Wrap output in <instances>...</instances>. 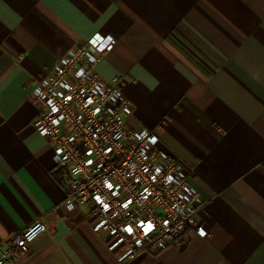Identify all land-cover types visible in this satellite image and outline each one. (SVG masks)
I'll return each instance as SVG.
<instances>
[{
  "label": "crops",
  "instance_id": "crops-1",
  "mask_svg": "<svg viewBox=\"0 0 264 264\" xmlns=\"http://www.w3.org/2000/svg\"><path fill=\"white\" fill-rule=\"evenodd\" d=\"M96 34L117 41L98 74L206 201V237L127 260L65 208L33 89ZM36 220L22 264H264V0H0V243Z\"/></svg>",
  "mask_w": 264,
  "mask_h": 264
},
{
  "label": "built area",
  "instance_id": "built-area-1",
  "mask_svg": "<svg viewBox=\"0 0 264 264\" xmlns=\"http://www.w3.org/2000/svg\"><path fill=\"white\" fill-rule=\"evenodd\" d=\"M116 39L96 34L74 46L51 74L36 82L35 130L53 150L59 186L69 212L89 207L94 232L106 233L109 249L133 260L181 247L192 233L206 237L197 214L206 205L182 166L151 130L128 126L133 109L124 80L104 81L97 72ZM151 224L152 228L145 231ZM131 229V231H129ZM47 231L42 220L0 243V264H22Z\"/></svg>",
  "mask_w": 264,
  "mask_h": 264
},
{
  "label": "snow or ice",
  "instance_id": "snow-or-ice-1",
  "mask_svg": "<svg viewBox=\"0 0 264 264\" xmlns=\"http://www.w3.org/2000/svg\"><path fill=\"white\" fill-rule=\"evenodd\" d=\"M152 228V225L151 224H148L146 227H145V231H148ZM129 231H131V229H129Z\"/></svg>",
  "mask_w": 264,
  "mask_h": 264
}]
</instances>
